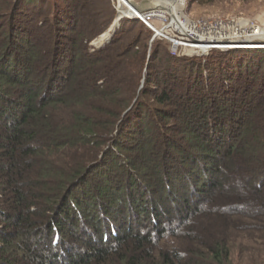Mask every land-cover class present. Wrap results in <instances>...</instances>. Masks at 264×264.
<instances>
[{
  "label": "trees",
  "instance_id": "1",
  "mask_svg": "<svg viewBox=\"0 0 264 264\" xmlns=\"http://www.w3.org/2000/svg\"><path fill=\"white\" fill-rule=\"evenodd\" d=\"M58 2L0 0V264H227L264 224V57H181L140 19L108 30L114 0Z\"/></svg>",
  "mask_w": 264,
  "mask_h": 264
},
{
  "label": "rangeland",
  "instance_id": "2",
  "mask_svg": "<svg viewBox=\"0 0 264 264\" xmlns=\"http://www.w3.org/2000/svg\"><path fill=\"white\" fill-rule=\"evenodd\" d=\"M56 1V0H54ZM59 0H57L58 2ZM48 6L44 10L46 12H50V9H53V5H50V2H53V0H47ZM59 3V2H58ZM113 7L116 12V17L119 13V2L117 0H114ZM135 4L139 6L143 10H147L150 8L148 4L146 3V0H136ZM124 11H122L123 13ZM186 12L194 18H203V19H212L217 17H223V18H230V17H244L249 18L251 20L256 21L262 28H264V0H196L193 2L187 3L186 6ZM48 15V14H47ZM46 21L49 19L48 17L45 18ZM115 21V20H114ZM113 21V23H114ZM112 23V24H113ZM122 24V21L120 22ZM121 26V25H120ZM111 27V26H110ZM100 37V36H99ZM95 38L93 41L88 43V46L91 51H94L96 49H99L103 46H99L94 44L95 41L99 38ZM159 39V38H157ZM162 40V39H160ZM165 44L169 45V43L165 40ZM170 46V45H169ZM232 51V52H231ZM236 51H245L246 53H253L258 52L262 54L261 56L264 57V49H256V50H249V49H231L228 51H223L225 53V58L223 57V61H221L224 66L226 64H236L239 65L241 62L246 65H259L262 64L264 66V58H257L253 59L252 57H246V59L242 60V58L239 57V54H242V52H236ZM172 53V52H171ZM211 53V52H210ZM210 53L203 55L200 53H194L192 55H181V57H202L206 58ZM173 54V53H172ZM250 54H248L250 56ZM179 56V55H178ZM219 60H216L215 63L219 64ZM262 62V63H261ZM241 65V64H240ZM262 75L264 74V67L262 68ZM208 74V73H206ZM261 75V76H262ZM145 82L142 81V87L144 86ZM240 180V178L238 179ZM231 184L228 186V192L233 191V188H240L241 186H237L236 178H231L229 180ZM245 181V180H244ZM248 184H251V181H245ZM256 204L250 203L248 206L251 208L255 206ZM227 206H232L230 204H218L216 207L220 208H227ZM250 208V209H251ZM256 207L253 208V210ZM256 210V209H255ZM258 213L257 211H254ZM245 224L243 226H246L245 228L242 227L241 230L233 231L229 237L231 240V256L230 260L227 264H264V224L258 223L260 227H250L253 223H250V219L244 217L243 218ZM256 223V222H255ZM178 226V225H177ZM170 228V226L168 227ZM182 229L181 227H178ZM78 234V233H77ZM78 236V235H77ZM67 242L72 243V246H78V250L84 247V243L82 238H75L74 236H66ZM161 246H164V242L160 243ZM45 250L44 252L49 253V247L46 245L44 246Z\"/></svg>",
  "mask_w": 264,
  "mask_h": 264
},
{
  "label": "built area",
  "instance_id": "3",
  "mask_svg": "<svg viewBox=\"0 0 264 264\" xmlns=\"http://www.w3.org/2000/svg\"><path fill=\"white\" fill-rule=\"evenodd\" d=\"M187 3L188 0L183 1L177 18L166 10L150 7L141 9V14L135 11L134 19H140L154 32L151 44L157 38L165 40L175 55H206L214 50L245 49L264 42V28L256 21L244 17L194 18L186 12Z\"/></svg>",
  "mask_w": 264,
  "mask_h": 264
},
{
  "label": "bare ground",
  "instance_id": "4",
  "mask_svg": "<svg viewBox=\"0 0 264 264\" xmlns=\"http://www.w3.org/2000/svg\"><path fill=\"white\" fill-rule=\"evenodd\" d=\"M183 1L184 0H146V3L148 4V6L153 7L155 9L158 8L166 10L170 14H173L174 18H177L181 13V6L183 4ZM119 6V14L123 17L137 18L132 9L141 14V8L135 4L134 0H119ZM122 11L124 12L122 13ZM253 44L255 45V47L249 46L245 49L256 50L264 48V42H257Z\"/></svg>",
  "mask_w": 264,
  "mask_h": 264
},
{
  "label": "water",
  "instance_id": "5",
  "mask_svg": "<svg viewBox=\"0 0 264 264\" xmlns=\"http://www.w3.org/2000/svg\"><path fill=\"white\" fill-rule=\"evenodd\" d=\"M132 11L134 12V13H137V12H135L133 9H132ZM136 15V14H135ZM117 17H118V15H117ZM116 17V19H115V21H114V23L111 25V27L108 29V30H112V29H114V34H115V32H116V30H117V28H119L120 27V22L119 23H117L118 21H119V18H117ZM113 37V36H112ZM112 37L108 40V42H110L111 40H112ZM100 38V37H99ZM99 38L95 41V43L94 44H96V45H98V40H99ZM107 42V43H108ZM104 45V44H103ZM103 45H100V46H103ZM99 46V45H98Z\"/></svg>",
  "mask_w": 264,
  "mask_h": 264
}]
</instances>
